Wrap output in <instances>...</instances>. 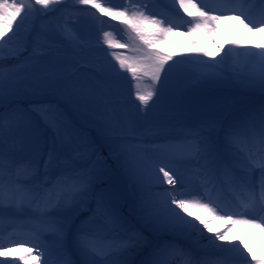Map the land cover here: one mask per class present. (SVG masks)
<instances>
[{"label":"snow or ice","instance_id":"1","mask_svg":"<svg viewBox=\"0 0 264 264\" xmlns=\"http://www.w3.org/2000/svg\"><path fill=\"white\" fill-rule=\"evenodd\" d=\"M63 2L64 0H0V59L3 58L5 47L12 42H15V47L8 49L11 55L18 56L21 52L30 50L23 65L7 71L0 66V100L8 92L29 88L62 92L80 103L95 105L98 118L109 136V157L122 161L127 171L142 186L150 185L154 181L171 186L156 194L157 206L151 209L165 228L181 235L202 234L205 229L213 233V228L209 227L210 222L203 217L193 216L189 211L190 207H198L218 218L231 220L233 225H246L256 230L264 239V216L255 215L257 209L264 211V109L259 114V143L262 154L257 159L251 153L240 158L232 151L245 136H255L256 116L252 114L237 117L226 126L211 120L200 127L190 128L184 133L183 147L180 150L175 145L157 143L140 131L139 121L130 117L121 106L119 79L122 72L131 74L136 88L135 99L139 102L137 109L146 115L147 110L156 102L154 97L160 98V89L156 85L166 82L173 67L169 63L173 61V54L153 50L151 45L174 33L177 26L163 18L145 14L147 0H130L132 7L138 9L134 12L128 8L106 7L100 0H76L79 5L91 6L104 16L119 20L144 45L134 49L139 55L127 56L113 51L112 55L119 70L110 67L107 73L85 77L82 71L92 61L87 60V46L80 35L69 26L68 19L55 25L41 24L34 36L31 33L21 35L27 21L58 11L55 6ZM173 2L191 18L187 32H182V35L191 36L200 30L217 33L219 23L229 19L237 22V32L264 33V0H259L257 17L242 10L243 4L248 0H240L236 7L231 5L237 3V0H220L218 6L211 9L198 0ZM144 23L156 26V30L146 35L141 27ZM9 32L12 34L9 35ZM104 37V42L114 50L130 47L126 43L113 41L108 32H104ZM58 39L70 46L72 51L62 52L57 43ZM228 43L232 47L224 52L221 61H200V54L214 58L218 53L205 51L195 41L184 52L193 54L188 57L189 60L215 68L225 57L233 54V48L243 47L244 51L234 53L233 73L242 74L245 61L254 58L255 64L251 66L249 75L264 86V43L249 46L239 38ZM176 47L184 48L182 45ZM218 47L224 51L225 45L221 43ZM145 80L150 83L145 84ZM40 111L47 118L49 126L55 129L56 138L61 141L64 151L61 153L54 144L46 152L47 159L42 162L28 160L23 163L7 157L4 148L5 133L12 128L14 121L0 113V225L5 219L9 223L20 221L19 216L9 215L14 210L26 218L24 223L32 229L19 244L31 243L32 247H43L36 241L40 233L44 232L51 234L53 244L60 247L68 223V217L62 216V213L74 210L86 203L89 197H94L95 210L91 216L81 220L77 227V248L84 257L83 264H121L116 257L125 247V243H107L102 239V230L120 225V218L108 199L102 193L94 191V170L98 163L92 160L94 153L88 145L75 143V134L71 127L50 115L49 109L42 108ZM217 128L219 136L212 139L211 132ZM180 165L185 166L184 171ZM257 171L258 177L255 175ZM186 175L188 181H198L203 191L186 193ZM225 192L242 194V197H237L240 199L239 209L229 210L222 205L221 196ZM227 231L228 229L215 231L209 239L213 242L228 241ZM14 243L9 241L5 244L0 236V256ZM228 243L237 252H241L238 245H232L231 241ZM240 244L251 255L254 264H264V260L256 257L246 241L241 240ZM166 250L182 254L177 245L165 244L158 251ZM47 252V249L43 252L37 251L36 255L39 258ZM25 259L26 256H20L0 260V264H21ZM43 264L73 262L67 258L53 260L49 253ZM153 264L168 262L161 258L153 261ZM204 264L210 262L205 261Z\"/></svg>","mask_w":264,"mask_h":264},{"label":"rangeland","instance_id":"2","mask_svg":"<svg viewBox=\"0 0 264 264\" xmlns=\"http://www.w3.org/2000/svg\"><path fill=\"white\" fill-rule=\"evenodd\" d=\"M125 1L126 0H100V2L104 6L113 8H121L120 5L125 3ZM130 7L131 4H128L129 9ZM133 10L134 9H132V11ZM92 18L95 19L93 22L91 21ZM65 19L69 20V26L73 29V31L77 32L80 35V37L87 46V60H91L92 63L87 68L83 69L82 75H84L85 77L99 76L102 72L107 73L110 71V67H114L115 69L119 70V65L112 55L113 51L122 52L127 56L139 55L138 52L134 51V48L130 45L129 41H125L123 38H121L120 34L116 32V30L113 28L114 23L117 22V20L112 19L108 16H104L97 9L91 8V6L79 5L76 0L72 1V6L70 7L63 6L59 13L52 12L49 14V16L47 15L35 20L27 21L25 23L24 29L21 30V35L24 36L31 33V35L34 36L35 31L39 28L41 24H60L63 23ZM37 22L38 25H36ZM120 27L131 34H134L130 30L125 29L124 25L121 24ZM141 27L147 35L148 32L146 31V29L149 27V23H144ZM230 28L231 27H229L228 29ZM25 29H27V31H25ZM155 30V27L152 28L151 33ZM13 31H15V28L13 29ZM104 32H108L110 34V38L113 39V41H118L119 43H126L130 47L128 49L114 50L112 48H109V46L107 45L104 47L94 48L93 45L96 42L105 41ZM11 34L12 33L9 32V35ZM226 34L227 33H222L219 37H217L216 43H214L213 40H203L200 45L198 41L194 39H192L188 42L187 45H185L183 41L177 39L173 40V38H171V35H167V38H165L164 40L157 41L156 43L151 45L152 48L156 47L164 54H170L171 52H176L177 54H180V56L176 59H173V61H169L170 64H173V67L175 68L176 72L170 70L166 81L171 82L173 86H177V84H179L180 87H188L187 90L191 91L189 93L190 97H193L197 90H202L201 94H203L204 91L215 88L214 90H212L211 94H205L204 98L202 100L200 99V103L196 106V108L199 110L198 116H201L202 120H204L207 114H209L211 111L213 112L215 117H218V115L219 117H223L226 113H229L232 110V107L236 106L239 102L244 101L248 94H251L252 96L254 93L260 92H263L262 95L264 94V86L259 83L258 79H255L251 75L249 77L244 76L245 73H249V71L246 69L249 68V58L245 61V69L242 74L237 75L233 73L232 63L235 58L234 53L241 52V47L233 48V54L229 55V57H225L224 60L215 68L205 66L204 64L197 63L193 60H189L188 57L193 54L184 52V49L191 48L192 41H195L196 44L202 47L205 51L218 53V55H216L214 58L203 56L202 54H200V61H221V57L224 56V52L228 51V49L232 47L231 45L229 47L228 40H225ZM203 35L206 34L202 32H195L194 37L202 38ZM233 35L234 34L231 32L230 40L235 38ZM250 35L255 36L257 42L260 40L259 37H262V35L259 36L253 33H250ZM168 38L171 39L166 41ZM245 40L246 37L243 38L241 41L244 44H248L245 42ZM257 42L255 44H257ZM57 43L60 45V49L62 52L70 53L72 51L70 46L67 45L66 47V44H64L61 40L58 39ZM221 43L225 45L224 51H221L218 47V44ZM183 44L185 45L184 48L176 47L178 45L183 46ZM10 47L14 48L15 42H12V44L5 47L3 52V58L0 59V66H2L5 71L10 68H16L18 66L23 65L25 63V58L29 55L30 51H23L18 56H15L9 53L8 49ZM176 61H179L180 63H175ZM251 61V63H255L254 58H252ZM178 64L181 65L183 68L178 67ZM165 67L167 68V65H165ZM187 73H190L189 77H187ZM163 79L164 77L162 76V80ZM127 80H132L131 74L128 72H122L119 79V99L121 101V106L126 109L128 115L133 118L135 113L133 108V101H136L135 92L133 91L132 84ZM220 86H222V88H220ZM219 88L224 90L221 101H218L217 98L213 97L214 93H216ZM217 97H220V95H217ZM258 97H261V95ZM48 99L54 101L53 106H51L50 108L54 107L55 109H57L60 117L53 113H50V115H54L62 124H66L71 127L75 134V143H77L78 141V136H83V139H85L86 141V145H88L91 152L94 153L92 149L95 148L97 141L101 142L100 145H103V147L99 146V150L103 155V157H100V162L103 169L101 171V175L104 178V181L109 185H113L114 183H117L119 185L122 191H120V197L122 198V202H124V199L131 200L129 211L131 213H134L136 210H138V212L145 213L147 216L154 217L155 215L152 212H146L148 211V208H144L143 204L147 203L149 206L151 202L156 204V194L163 192V190L157 187L159 184L155 181L152 182V184L146 186L138 184L133 176L128 177L130 173L124 167L122 161H117L109 157V136L103 123L98 118L96 106L93 104L86 105L78 102L75 98L71 96L63 94L62 92L47 89L41 90L22 88L18 91L6 93L3 99L0 100L1 107H6L7 109L14 108L10 112V114H8V116L13 119L14 124L12 128L6 131L5 133L6 143L4 145V148L7 156H13L14 151L21 153L24 152L20 150L26 148L23 145L19 146L20 149H13L16 148V144H22V142L24 141L23 137L25 136H32V144L34 142L41 143L43 139V134L41 130V127H44L42 124L43 119H40V117L37 116V119L39 121L38 122L35 119V115L30 114L29 112L27 114L26 110L32 112L30 108L31 105L34 106L33 109H38V103H45V101ZM56 101L62 102V104L66 105V107L68 108H66V110L68 111L70 116L73 117V120L78 123L77 126L69 123V120L70 122L73 120L69 117L68 120V115L66 114V116L62 113ZM224 101L227 102L226 105H224ZM261 102L262 101H260L259 103ZM214 105L218 106V111L213 108ZM21 111L22 115L20 116ZM64 115L66 116V120L65 118H62ZM26 119L29 122L26 123ZM208 121L209 119L205 120V122ZM45 129H47L46 134H51L54 137V140H58V142L61 143V141L56 138L55 129ZM102 133H104V135H102ZM37 134L42 135L38 136ZM214 135H216V133ZM81 143L84 144L83 142L77 144ZM59 149H62L63 153L64 149L61 148V146ZM30 150L36 151V148L30 147ZM94 175V185H96L97 188H100V185L97 183L98 175ZM160 176L162 177V174H160ZM133 184H135L136 186H133ZM114 195L115 194L113 192V189L109 187V189L106 190V196L114 197ZM151 195L153 196L152 198ZM113 207L115 210L118 211V207L114 204V202ZM120 207L124 212L126 211V207L124 205L121 204ZM194 210L199 212L198 209ZM135 221H139V218L135 217ZM158 226L159 228L164 227L160 225ZM153 229L155 228H150L149 231ZM207 235H210V233H207ZM205 237L206 235L204 233L201 236V239H204ZM213 244L214 243L209 245ZM12 256L14 257V254H12Z\"/></svg>","mask_w":264,"mask_h":264},{"label":"bare ground","instance_id":"3","mask_svg":"<svg viewBox=\"0 0 264 264\" xmlns=\"http://www.w3.org/2000/svg\"><path fill=\"white\" fill-rule=\"evenodd\" d=\"M72 1L73 0H64L63 3H61L59 5H56L55 7L58 9V11H55V13H59L60 10H61V8L63 6H67V7L72 6ZM172 2H173V0H172ZM68 4H69V6H68ZM173 4L175 5L176 8H179V5L178 4H175L174 2H173ZM180 11H182V10H180ZM48 16H49V14H48ZM36 25H38V22H37ZM220 33H227L226 24H224V26L223 25H218V32L217 33H213V34L216 35V34H220ZM257 35H259V36L262 35V37H259V39H260L259 42L264 41V33H257ZM230 38H231L230 37V33H227L226 36H225V40L230 41ZM254 38H255V36L251 35L247 40H245V42L248 43L246 45H249V44L252 45V43L254 45L255 44V42H253L254 41ZM183 46H185V45L183 44ZM228 46L230 47V44H228ZM244 50L245 49L243 47H241V52L244 51ZM251 59L252 58H249V60H248V65H249L248 67L249 68H246L248 71H250L251 66L255 64V63L254 64L251 63L252 62ZM247 76L248 77L250 76L249 73H247ZM143 207L144 208H148V211H146L148 213L149 211H151V209L153 207H155V204L151 202L150 203V206H149L146 203V204H143ZM255 215H256V217L259 216L258 213L255 214ZM206 221L210 222L209 223V227L213 228L214 232L215 231H222V230L228 229V231H227L228 241L215 240L213 242V240H210V242L216 243V245H217V248L214 250V253L217 252L218 250L225 249L224 251H225L226 254H230L231 253L233 255L232 256L233 257V261L236 264H254V262H252L251 255H249L247 253V251L243 249V245L240 244V241L243 240V241H246L248 243L249 247L252 248V250L255 253L256 257H258L261 260H264V239H262L258 235V233L256 232V230H253V229L249 228L248 226L244 225V231H243V236H242L241 233H240L241 227H236L235 228L234 226H232L234 230H230L229 229L230 226L228 224H223V225H219L218 224V225H216L215 223H213V220L212 219H207ZM166 231H168L167 228H166ZM214 232L210 234V237H212L214 235ZM203 234H204V231H203L202 234H200V233H193L192 235L195 237V239H199L200 240V238H201V236ZM185 236H187V235H185ZM9 241H13V242L16 243V241L14 240V238L9 237L7 239V243H5V244H8ZM229 241L232 242V245H238L240 247V249H241V252L243 254H241V252H237L234 247H232L231 245H229V243H228ZM15 243L13 245H15ZM224 244L226 245L225 247H223ZM20 253H22L20 250H7L6 252H4V255L3 256H0V260H10V259L18 258V254H20ZM12 254H14V258H12L13 257ZM237 257H239V258H237ZM225 260H230V259L226 258ZM31 261L32 262H37L36 259H32ZM22 263L24 264V262H21V264Z\"/></svg>","mask_w":264,"mask_h":264}]
</instances>
